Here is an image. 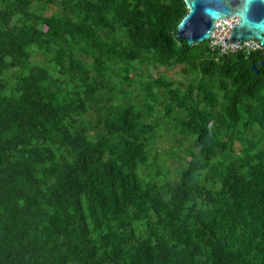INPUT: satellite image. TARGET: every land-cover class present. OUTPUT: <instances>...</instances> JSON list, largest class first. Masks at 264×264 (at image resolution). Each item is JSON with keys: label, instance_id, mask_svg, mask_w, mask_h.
<instances>
[{"label": "trees", "instance_id": "1", "mask_svg": "<svg viewBox=\"0 0 264 264\" xmlns=\"http://www.w3.org/2000/svg\"><path fill=\"white\" fill-rule=\"evenodd\" d=\"M186 12L0 0V264H264V54L179 39Z\"/></svg>", "mask_w": 264, "mask_h": 264}, {"label": "water", "instance_id": "2", "mask_svg": "<svg viewBox=\"0 0 264 264\" xmlns=\"http://www.w3.org/2000/svg\"><path fill=\"white\" fill-rule=\"evenodd\" d=\"M187 12L176 26V36L189 44L207 41L216 21L224 17H237L224 42H241L255 38L264 43V0H183ZM252 65L257 72V65Z\"/></svg>", "mask_w": 264, "mask_h": 264}, {"label": "rangeland", "instance_id": "3", "mask_svg": "<svg viewBox=\"0 0 264 264\" xmlns=\"http://www.w3.org/2000/svg\"><path fill=\"white\" fill-rule=\"evenodd\" d=\"M152 72L155 76L162 75L167 80H172L174 84L177 86H180L181 83L186 84L193 76L183 72L181 70V66H172V67L159 66L156 70ZM138 100H140V98H138ZM156 108L158 110L162 109L159 101L156 103ZM189 146H190L189 141L183 144V147H189ZM176 150L180 152V157L176 155L175 153ZM153 151L159 153L160 158L158 165H162L164 169H167V174L175 175V178H177L178 170L183 167V165L181 164L182 159L187 156V152L183 150L180 147V145H178L174 141L172 135L163 132L159 137V139L156 140L155 143L153 144ZM149 163L155 165V163H153L152 158L149 161ZM155 172L156 170L151 171L150 166L148 168L146 166H143L140 170L142 176L146 175V173H149V175L151 176Z\"/></svg>", "mask_w": 264, "mask_h": 264}, {"label": "built area", "instance_id": "4", "mask_svg": "<svg viewBox=\"0 0 264 264\" xmlns=\"http://www.w3.org/2000/svg\"><path fill=\"white\" fill-rule=\"evenodd\" d=\"M237 23V17H224L216 21V27L212 35L207 40L208 47L216 51L219 55H229L234 53H243L245 56L251 52L258 51L264 54V43L255 38H249L241 42H224L230 35L231 28Z\"/></svg>", "mask_w": 264, "mask_h": 264}]
</instances>
